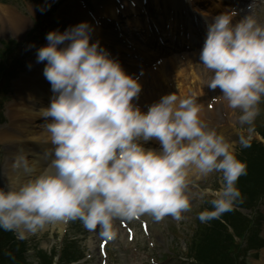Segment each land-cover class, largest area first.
<instances>
[{"label": "clouds", "instance_id": "1", "mask_svg": "<svg viewBox=\"0 0 264 264\" xmlns=\"http://www.w3.org/2000/svg\"><path fill=\"white\" fill-rule=\"evenodd\" d=\"M235 16L226 12L207 23L199 61L213 73L208 87L219 88L228 107L240 110L239 123L247 128L238 142L247 148L264 100V24L250 14L234 22ZM91 33L88 22L50 31L37 49L53 93L39 110L50 144L43 152L47 163L40 169L24 150L16 155L17 179L0 187V229L23 238L51 222L79 220L114 239L118 219L181 220L192 208L193 177L213 172L220 174L219 188L195 184L191 193L211 205L197 218L206 223L231 211L247 174L233 143L208 128L191 96L167 94L141 111L133 104L141 84ZM152 139L160 150L141 143Z\"/></svg>", "mask_w": 264, "mask_h": 264}, {"label": "rangeland", "instance_id": "2", "mask_svg": "<svg viewBox=\"0 0 264 264\" xmlns=\"http://www.w3.org/2000/svg\"><path fill=\"white\" fill-rule=\"evenodd\" d=\"M25 3H26V7L27 5H30V6H33L34 7V1L33 0H24ZM91 1H95V0H91ZM68 2H70V0H68ZM93 10H95L93 8ZM53 13H56L57 17L58 18H61L62 21L64 22L67 18V14L69 13V9H67V2L63 1L59 6H58V11H53ZM26 21H27V25L26 27L29 26L30 24V21L27 20L26 18ZM12 36H15L13 33H11ZM132 46V45H131ZM138 48V47H137ZM139 49V48H138ZM141 52L143 53H146L144 50H141L139 49ZM199 79L201 80L199 84L202 83L203 79H205V77H201V76H198ZM205 92L210 96V98L213 100V101H216V102H211L209 100L210 103L214 104V103H221L223 101V98H222V93L220 91L219 88L215 89V90H212L210 89L208 86L205 88ZM216 97H219L218 99ZM259 108H260V112H259V115L256 117L252 127L253 129H257V128H261L263 131H264V107L260 104L259 105ZM225 111V110H224ZM237 111V114L236 112L234 113H231V123L234 124L235 126V129L233 130V132L235 133V136L232 137V139L229 141V142H232L233 143V149L235 151V153L237 152V150L240 148V146L238 148H236V146L238 145V133L241 132V128L243 129H246L247 126H241L240 123H239V116L241 114V112L236 109ZM251 137L252 138H255L257 137V139L261 140L259 135L257 134H254L252 133L251 134ZM264 141V140H263ZM237 149V150H236ZM239 159V157H238ZM262 159L263 158H260V157H257L255 158L254 160H251V161H248L247 162V168L249 169V171H251V173H255V176H258L259 175V172L258 171H262L263 173V166H260L259 164H261L262 162ZM256 160V161H255ZM252 161H255L256 163H252ZM215 177V178H214ZM214 177H204L202 178L201 182H200V185L202 186H207L209 183H212V186L211 188L213 189H216V188H219L220 187V182L221 181H217V178H218V175L215 174ZM240 180V179H239ZM257 182V181H256ZM208 208V206H205L204 207V210ZM259 210H260V214L263 215V218L262 219H259L258 222H259V230H260V235L264 238V201H262V204L261 206H259ZM242 213L244 215H248V213L250 212L249 210H245V209H241ZM253 216L255 217V213L253 214ZM187 221V218L184 217L183 218V222H186ZM215 225L214 227L216 226L217 228L215 229V232H216V235H215V239L212 238L209 240V243H208V248H207V254H211V252L213 251V245L216 241V238H217V235L220 231V225L217 224V222H214ZM77 230L74 228L72 230V233H77L76 232ZM77 241V244L78 245H81L83 248H85V250H90V251H94L96 249V236L94 235V237H80ZM256 240L253 241V244L252 246L256 245ZM218 243V242H217ZM242 245L244 246L245 245V242L242 243ZM114 251V249H113ZM256 250L255 249H251L247 255L243 258L247 263L246 264H258L255 260H254V257L255 255L253 254ZM123 256L125 257L126 254H123ZM206 258H209V257H206ZM208 260V259H207ZM94 263V264H98V262L96 260H88V264H92V263H89L91 262ZM118 264H127V262L124 260V261H121V260H118ZM260 264H264V263H260Z\"/></svg>", "mask_w": 264, "mask_h": 264}, {"label": "bare ground", "instance_id": "3", "mask_svg": "<svg viewBox=\"0 0 264 264\" xmlns=\"http://www.w3.org/2000/svg\"><path fill=\"white\" fill-rule=\"evenodd\" d=\"M112 6H114V3L112 2L110 5L108 4L106 6V8L103 10V13L106 14H110L111 16H113L112 13ZM101 12V11H100ZM9 18V22H10V26L11 27H17V30H19L21 27L24 26L25 22L21 19L18 18L17 16H8ZM77 18H78V24L81 22H88L89 25L91 27H96V25L94 24L93 20H89V18L86 16L85 12L83 13H78L77 14ZM134 23V21L132 22ZM197 59V58H196ZM189 61H195L194 57H190ZM198 61V60H197ZM45 67V65L42 63L41 64V68L39 70V77L41 78V81L36 82L34 84H26V83H22L20 84V86L18 87V95H19V100L17 102V106L14 108V112H13V118L14 121L16 123H18L16 126H18V128L20 129H26L28 134L33 135L36 134L37 132H35L34 129H32V126L29 125V123L27 122V118H29V120H31L32 118L35 117V113L37 115H40V109L43 107H47L50 102L49 99L47 98L49 92H50V86H49V82L45 79L44 75H43V68ZM143 82V81H141ZM210 82V81H209ZM195 88H198L197 86H195ZM179 91H183V89H179ZM157 92L159 94L162 95H167V94H172L171 92H169L166 88L161 87L160 89L157 90ZM30 101H34V104H30ZM227 104V103H225ZM224 107H226L224 105ZM38 109V110H37ZM37 110V111H36ZM23 117V120L20 119L21 116ZM44 126V124H42ZM0 139L1 140H10L11 138L17 137V135L10 133L7 130L1 131L0 132ZM147 149H154V150H160L157 146L155 145H150ZM22 149L19 145L16 146L15 151L16 154H18ZM27 154L29 153L28 150H24ZM31 160H33L36 165L40 166V168L42 169V165L41 163V159H38L37 161H35V159L32 156H29ZM13 174V177L11 178L12 181H14L15 179H17L18 173L16 170L10 172ZM61 222L62 221H55V225H58L61 227ZM263 256H264V251H263ZM262 262H264V259H262Z\"/></svg>", "mask_w": 264, "mask_h": 264}]
</instances>
